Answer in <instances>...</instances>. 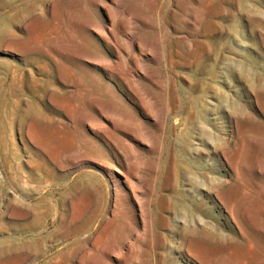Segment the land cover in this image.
Masks as SVG:
<instances>
[{"label":"rangeland","instance_id":"1","mask_svg":"<svg viewBox=\"0 0 264 264\" xmlns=\"http://www.w3.org/2000/svg\"><path fill=\"white\" fill-rule=\"evenodd\" d=\"M90 1L0 0V264H119L121 240V264L264 259V0H160L115 50L97 41L113 5ZM117 162L135 170L115 206ZM236 172L261 191L236 203L250 245L209 195L233 203ZM203 228L195 260L180 237Z\"/></svg>","mask_w":264,"mask_h":264},{"label":"bare ground","instance_id":"2","mask_svg":"<svg viewBox=\"0 0 264 264\" xmlns=\"http://www.w3.org/2000/svg\"><path fill=\"white\" fill-rule=\"evenodd\" d=\"M108 1L113 5V10L111 12L110 11L107 12V18L109 19V23L111 25V28H109L108 26L107 27L99 26V28L97 29V31H98L97 35L99 36V38H98L97 41L99 42V44L103 43V44H106V45H110L111 50H115L114 49L115 47L113 45V43L116 40V37H115V34H114V30H113L114 28L118 29L121 32V34L123 35V37L126 38L128 40V42H130V44H131L130 46H133L135 44L139 45V43L137 42L136 37H134L132 35V33L130 32L131 30L135 31V29H136V28H133L132 26L137 25L138 26V28H137L138 30L139 29H146V31H147L149 29H154L155 23L149 24L147 19L148 18L149 19L150 18L151 19H155L157 16L159 17L160 13L162 11V3H161L160 0H139L140 3H141V6L137 7V8H134V10H129V8H127L125 6V3H129V2H131L133 0H108ZM103 3H104L103 0H91L90 1V6L93 7V8L97 7V6H101L102 7V6H104ZM149 12L152 14L153 17L148 15ZM81 25L82 24L79 23V22L76 23L77 27H81ZM83 30L85 31L86 28L84 27ZM85 38H86L85 42L87 44L88 43L90 44V42L92 40H94V41L96 40V39H90L89 36L85 37ZM46 52H47V50H46ZM53 54H54V56H60V52H58V51H54ZM90 55L93 56V54H90ZM45 57H46V60H49V59L53 58V56H51V55H46ZM96 57H97V55L95 54L94 58H96ZM75 58L77 59L76 56H75ZM46 60H43L44 63H47ZM100 70H101V72L103 74H106L104 68H100ZM109 75H110V71H109ZM82 84H80L79 81H75V80L71 81V85L74 86L75 90L78 93H81L84 90L82 88ZM84 92H86V91H84ZM260 131L264 135V130H260ZM220 153H221V156L224 159V161H226V157L224 155V151H222V152L220 151ZM108 169H109L108 171L113 173V177H114V184L113 183L112 184L114 186V192H115L114 196L115 197H113V199H114V203H115V206H116V202H117L116 200L119 197V194L117 195V193L124 192V190L126 188H129V187L132 186V183L130 181V177H131L130 175L132 174L131 172L133 170H135V168L133 167L131 171L130 170L126 171V169H124L118 163L117 165L111 166ZM257 171L260 172L259 170H257ZM236 176H237V178H235L234 180L238 179V186H237L238 188H236V189L240 190V193H239L240 195L238 196V198H236L233 201V203H226L224 201L223 197L221 196L222 193L219 190L220 185H218V186H216L214 188H210L209 189V195L211 193L215 197L217 202L221 205L225 215L227 217H229L230 221L235 226L238 234L241 237L246 238V236L244 234V230L247 227V224H249V218H248V216H246L244 214L242 215L243 217L242 216L240 217L239 215H237L236 209H235L236 208V203H239L240 201L246 200L247 197H249V196H250V198L255 197L256 194H261V191L260 190L257 191L256 188L254 186H252V185L247 187L244 184L240 183V177H238L239 176L238 172H236ZM93 189H94L93 191L96 193V195H98V189H96V188H93ZM98 198H99V196H96L97 203L94 205L95 208L92 209L91 212H89L90 214H89V217L86 218V223H89V221L97 213L98 204H99ZM115 213L116 212H113V215ZM258 214H260V216L262 218L264 217V205L260 206V210L258 211ZM261 222H264V219H262ZM84 225H86V224H84ZM79 229H80L79 226L72 227V228H70V232H75L76 233ZM125 231H126V226H125V224H123V225H121L120 233L122 234ZM256 231L261 236H264V229L258 228V229H256ZM196 235L199 236V238H203V239H205L207 241L212 240V238H214L213 235L208 230H206L205 228H203L201 230H197V229L189 230V229H186L182 233V235L180 237V240H181L180 249L182 251L186 252L193 259H195L196 257L189 251V244H187L186 248H185V242L186 241H190L188 239V237H192V236H196ZM128 236H129V233L127 234L126 238H129ZM126 241L122 242V240H121V241H119V245L114 246L115 251H117L116 259L119 260V264H121V262L122 263L126 262L130 258V255H131V244L129 243V240H126ZM246 241L250 245V241H249L248 238H246ZM124 246H126L127 248L123 252L122 249H124ZM195 260H197V259H195ZM231 264H264V259L262 257H258V256H251V258H248L247 260H242V259L232 260Z\"/></svg>","mask_w":264,"mask_h":264}]
</instances>
